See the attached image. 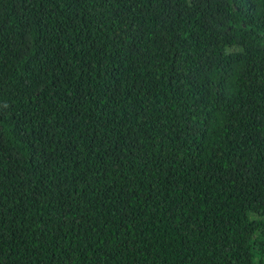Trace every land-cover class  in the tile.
Listing matches in <instances>:
<instances>
[{
	"label": "trees",
	"instance_id": "trees-1",
	"mask_svg": "<svg viewBox=\"0 0 264 264\" xmlns=\"http://www.w3.org/2000/svg\"><path fill=\"white\" fill-rule=\"evenodd\" d=\"M0 264H264V0H0Z\"/></svg>",
	"mask_w": 264,
	"mask_h": 264
}]
</instances>
